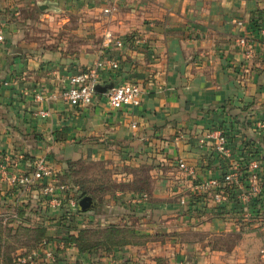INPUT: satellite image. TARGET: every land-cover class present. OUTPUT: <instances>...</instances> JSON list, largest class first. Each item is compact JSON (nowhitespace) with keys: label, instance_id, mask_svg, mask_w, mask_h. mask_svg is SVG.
I'll use <instances>...</instances> for the list:
<instances>
[{"label":"crops","instance_id":"1","mask_svg":"<svg viewBox=\"0 0 264 264\" xmlns=\"http://www.w3.org/2000/svg\"><path fill=\"white\" fill-rule=\"evenodd\" d=\"M106 31L122 45L107 46ZM0 34V264L47 250L50 264H264V215L246 220L238 197L253 200L250 159L264 185V0H0ZM97 58L118 64L98 84H139V105L115 109L97 90L83 106L62 100L69 76ZM40 157L50 175L27 191L10 184ZM89 158L146 165L153 177L150 192L74 214L81 228L121 225L118 246L55 234L67 229L44 187L59 192L52 177ZM37 224L46 245L11 243Z\"/></svg>","mask_w":264,"mask_h":264},{"label":"rangeland","instance_id":"2","mask_svg":"<svg viewBox=\"0 0 264 264\" xmlns=\"http://www.w3.org/2000/svg\"><path fill=\"white\" fill-rule=\"evenodd\" d=\"M60 184L65 186L64 196L66 199L62 203V206L70 210L69 214L74 218L72 223H67L62 226V229H67L66 232L64 231L63 233L60 231L56 233L55 231V234H61V237H59L60 240L69 241L72 237L75 238L79 235L88 244L102 243L105 240H109L111 244L118 246L124 235L123 230H121V225L110 221L107 224L97 222L94 223L95 225L93 227L81 228L78 225L82 218L75 217L74 206L70 202L75 203L76 200L78 201L82 196L88 194L99 205L97 206L98 208L88 210L89 214L92 211L93 213H101L102 208L100 206L108 204L110 200L122 198V196H126L129 193L139 194L141 192H150L153 177L146 165H133L126 162L89 158L79 162L68 163L64 169ZM51 219V224L56 222L54 218ZM36 226V228L34 227L32 237L29 235L26 237L22 230L23 232L19 233L11 243L30 245L33 247L42 243V238H37V232L43 225L37 224ZM50 232L54 233L52 229Z\"/></svg>","mask_w":264,"mask_h":264},{"label":"built area","instance_id":"3","mask_svg":"<svg viewBox=\"0 0 264 264\" xmlns=\"http://www.w3.org/2000/svg\"><path fill=\"white\" fill-rule=\"evenodd\" d=\"M106 11H108V9H106ZM2 38L3 36L2 34H0V39ZM104 40L107 46H110L112 44H114L115 46L122 45V41L114 38L109 31H106L104 33ZM106 66L116 69L118 64L117 61L113 59L104 60V58H97L92 65L86 67L85 69L79 70L69 76L67 85L61 90L60 96L62 100L71 106H83L91 103L92 98L96 93L95 85L98 84L101 77L100 72ZM105 95L110 106L115 109H119L124 106H137L141 102V88L139 84L132 82L113 84L107 89ZM132 127H135V125L132 124ZM216 138L218 140V149H220L221 151L229 150V147L227 145L228 138L225 130L218 129ZM45 163L46 162L44 158L40 157L35 160L34 167L31 172H18L9 175L8 180L10 184L18 186L22 191L29 190L44 176L50 175V169ZM260 165L261 162L259 161V159H250L249 163L246 164L247 167L244 173L246 184L250 186L249 191L251 195H253V198L257 196V194L262 191V187H264V185L259 184L258 181L260 180ZM179 166L184 170L190 172V169L185 165L184 162L180 161ZM236 174L237 173H229L227 174L226 178L234 179L236 177ZM52 182L55 183L56 189L59 190V192H56L54 190L55 187H53V185L48 184L46 185V187H44V195H49L50 197L52 196L50 199L54 201V205L61 206L62 200L65 198V186L60 184L55 177H52ZM144 197L145 195H142L139 199H143ZM238 197L245 201L244 204L246 206V210L243 217L246 218V220L252 219L256 213L253 212L251 206V197L244 194H240L238 195ZM70 203L74 206V213L78 214L79 212H76L77 200L75 203H73L72 201ZM259 211V214L264 215V207H261ZM43 244L46 245V241H44ZM44 255L45 256L39 260L33 258L32 255L30 256V258H28V260L26 259L24 262L28 264H50L54 259L53 255L49 250L45 251ZM80 264L92 263L90 260H84ZM111 264H119V262L114 260Z\"/></svg>","mask_w":264,"mask_h":264},{"label":"trees","instance_id":"4","mask_svg":"<svg viewBox=\"0 0 264 264\" xmlns=\"http://www.w3.org/2000/svg\"><path fill=\"white\" fill-rule=\"evenodd\" d=\"M85 195H88V194H85ZM262 198H264V187H262V191H261L260 193H258L257 196H255V197L253 198L252 202H251V204H252L251 206H253V212H254V213H257V212H258V210H259V208H260V206H261L260 203H261ZM65 199H66V198H64V199L62 200V203H64ZM40 212H41V210H40ZM42 212L50 213V211H49L48 208H43V209H42ZM69 212H70V210L64 209V207L61 205V206L59 207V209L53 211V214H51V215H53V217H54V216H57V217L60 218L59 223H60V226L62 227V226H64V225H66L67 223H72V222L74 221L73 216L70 215ZM76 212H81V211L78 209V206H77V205H76ZM69 215H70V216H69ZM107 231H108V230H107ZM109 231H111V230H109ZM41 235H44L43 230H38V232H37V238H42V237H40ZM72 238H73V237H72ZM72 238L69 239V241L67 240V241H65V242L75 243V242H78V241L81 240V244H83V245L85 244V246L91 244V243L88 244L87 242H84L85 240H82V239L80 238L79 235L76 236L75 238H73V240H72ZM70 240H71V241H70ZM105 241L109 242V240H105ZM105 241H104V242H105ZM109 243H110V242H109ZM93 244H95V243H92V245H93ZM81 246H82V245H81Z\"/></svg>","mask_w":264,"mask_h":264},{"label":"water","instance_id":"5","mask_svg":"<svg viewBox=\"0 0 264 264\" xmlns=\"http://www.w3.org/2000/svg\"><path fill=\"white\" fill-rule=\"evenodd\" d=\"M40 8H45L46 5H40ZM111 85H105L101 86L100 84L95 85V90L99 92H106ZM78 209L82 212L95 209L97 207V202L90 196V195H84L77 201Z\"/></svg>","mask_w":264,"mask_h":264}]
</instances>
